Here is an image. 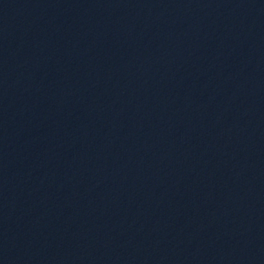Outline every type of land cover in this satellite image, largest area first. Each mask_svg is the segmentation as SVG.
<instances>
[{
	"label": "water",
	"instance_id": "95a60500",
	"mask_svg": "<svg viewBox=\"0 0 264 264\" xmlns=\"http://www.w3.org/2000/svg\"><path fill=\"white\" fill-rule=\"evenodd\" d=\"M0 264H264V0H0Z\"/></svg>",
	"mask_w": 264,
	"mask_h": 264
}]
</instances>
